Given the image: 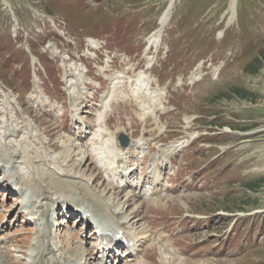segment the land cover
<instances>
[{
    "label": "rangeland",
    "instance_id": "1",
    "mask_svg": "<svg viewBox=\"0 0 264 264\" xmlns=\"http://www.w3.org/2000/svg\"><path fill=\"white\" fill-rule=\"evenodd\" d=\"M167 1L169 0H101L100 2H94L90 6H83V10H86L85 12L72 13V9L59 0H0V70L3 69L5 57L9 53L16 54L17 51L25 50V43L29 42L25 37L29 39L34 36L32 27H34V24H38V21H41V14L47 10L54 13L59 19L66 15V20L83 23L91 22V24L99 25L102 29L96 35L104 39L106 43L109 42L112 46L117 47L123 42L124 35L121 34L122 32L128 34L131 31H136L142 34L150 29L152 24H156ZM257 1L246 0L245 3L248 7H242L237 12V4L231 5V0H202L199 4L198 15L193 18L200 23L193 29L194 34H191L193 39L185 36L187 33L186 29L180 30L176 37H170L171 44L180 46L179 48L186 51L189 56H205V59L213 62L212 65L224 64V67L222 66L218 74H213L214 68L212 66L208 77H205L202 82L195 85L197 87L194 93L191 94L186 91L182 94L177 103L179 109L183 111L171 116L168 121L174 126H178L179 121L187 116L185 113L189 114V117L203 114V117L207 116V118L217 114L219 122L229 123L235 129L232 130V135L221 134L216 139L215 144L212 143L209 147V151L213 154L220 150L216 146L217 143L231 147V151L226 152L224 156H221V151L218 152L222 160L217 163L216 170L223 172V175L221 174L222 176L218 177L210 188L189 192L188 202L177 199L173 206L170 204L165 207L167 212L170 213H182L193 210L195 213L204 215L210 214L211 211L216 212L213 213V215H216L215 219L207 221L202 227L195 228L196 232L193 235L197 244L208 241L217 232L221 231L218 235V240L221 241L223 247L230 246L228 240L233 233L229 236L224 233L227 227V218L226 215H222L223 210L232 211L228 213L233 214L239 212L245 214L246 217L239 221V226L245 225L242 235L246 236V240H249L251 245L253 241L256 242L261 236L264 242V183H261L255 189H249L246 186V183L254 178L264 176V45H261V43H249L251 40L257 41L264 35V3L261 1L257 3ZM176 4L182 6L178 7L176 11L174 10L176 15L175 13L173 14L170 26L178 25L180 21L179 15L182 14L184 9V0H178ZM185 11L189 13L190 8L185 9ZM105 12H107L106 20L99 18ZM224 28H227L225 34L228 39L226 42L223 40L220 42L219 40L221 39L219 37ZM87 29L89 28L87 27L85 30ZM87 34L90 33L82 31L81 36L77 40L82 41L84 35ZM14 35H17V37L12 38ZM69 37L73 39L75 34H70ZM204 39H207V42H204ZM203 44L205 45L203 46ZM194 60L190 57L187 63L189 65L194 64ZM0 73H5V70H1ZM10 73L11 71H9ZM235 86H242L257 93V98L251 101L238 97L232 91ZM214 119L216 118L212 117L211 120ZM205 120L198 119L195 122L196 127L200 129L205 128L203 126L207 127V125H203ZM73 126L74 124H72ZM227 128L225 126L221 129ZM212 129H215L214 125ZM44 130L49 132L51 136L50 143L55 142L60 147V143L55 140L56 133L46 127ZM79 130L81 133L88 132L86 128H79ZM61 135L65 137L64 134ZM208 136L211 135L208 134ZM0 139H4L2 133H0ZM220 146L222 147L223 145ZM64 152L66 154L69 151ZM68 158H70V155H67ZM76 159L69 161L74 170L67 169V171L77 174L78 170L83 172L88 170L90 173L87 171V175L98 176L94 163L89 160L90 157L86 161L88 162L87 165L86 163L80 165ZM47 174H50V178L52 177V173L47 172ZM61 176L65 178L63 173ZM206 176L209 175L207 174ZM82 177L84 178V175ZM88 180H90V177ZM54 181L53 184L40 185L36 190L37 193L45 192L50 197L53 194L54 197L60 196V199L63 200L64 197H61V195H65L67 199L65 201L79 202V199L71 197L65 190L70 189L69 184L71 182L54 183ZM105 186L98 190V194L105 192ZM43 189H46V191L43 192ZM58 189H63L61 192L63 194ZM11 195L12 193L7 191L5 194H0V201L3 200L1 206L5 209L3 212L9 215L10 219H16L19 227L17 230L21 229L24 231L25 228L29 229L30 225H27L25 219L21 218L22 215L19 214L21 208L16 203V199L10 198L12 197ZM130 195L132 194L128 193V197ZM83 197L84 195L80 193L79 198ZM133 198L134 195L132 196ZM108 199L110 200V197ZM116 200H119L118 197L113 198L111 201L115 203ZM89 201L87 200L88 203ZM122 204H124L127 218L131 217L126 212L125 205L127 202L125 203L124 200L120 206ZM151 204L150 201L147 203L148 206ZM47 205L49 204L45 203L42 208H46ZM78 205L80 206L81 204ZM69 208L71 209L72 207L69 206ZM111 210L113 211L114 208ZM11 220L13 223L14 219ZM217 223H220V225L218 226ZM75 224L79 225V222ZM82 230L83 228L80 230L76 229L75 232H78L79 235H88L90 233V231L83 232ZM234 230L236 233L240 231L237 227L233 229V232ZM75 241V239L71 238L68 242L74 245ZM240 241V238L232 241L235 246H230V249L226 250L225 254L232 256ZM23 242L25 248V243L27 244L25 237H23ZM209 250L210 248L205 246L200 250V253L205 254ZM259 252L264 258V246L259 248ZM259 252L251 250L244 257L260 260L264 264V259L258 256ZM86 255L87 253L82 257V260L87 258ZM153 262V260L150 261V263Z\"/></svg>",
    "mask_w": 264,
    "mask_h": 264
},
{
    "label": "bare ground",
    "instance_id": "2",
    "mask_svg": "<svg viewBox=\"0 0 264 264\" xmlns=\"http://www.w3.org/2000/svg\"><path fill=\"white\" fill-rule=\"evenodd\" d=\"M81 130V129H80ZM45 133H47L49 136V132H47L46 130H44ZM51 137V136H50ZM50 145L52 147H55V148H58V144H56L55 142L53 143H50ZM173 153H171L170 155H172ZM67 155H70V158L67 159V161H72L76 158H74V156L68 152L66 153V158H67ZM164 155L163 152H161V154H159L158 157ZM89 158V155L87 156H83L79 159H76L78 160V163L81 165L85 164L86 165L88 164L87 159ZM91 160V158H90ZM92 163V162H91ZM13 162L9 165H12ZM79 165V166H80ZM5 167V163L4 162H1L0 161V168H4ZM64 174V177L65 178H62L60 176H57L56 177V180H55V183L56 182H77L79 183V187L82 186V184H84V181H83V177L82 175H77L76 173L74 172H69L67 171L66 173H63ZM71 177V178H70ZM12 183L16 186V188L21 191L23 186L21 185V182H20V178H19V175L17 177H15L12 181ZM107 186H108V189H112L113 186L110 184V183H107ZM106 186V187H107ZM61 187V185H60ZM86 184H84L79 190H78V193L84 195V197H86L89 201V204H90V207H87V210L90 211L92 213V208H97V209H100L103 205L104 207L107 205H109L112 208H114V210L112 212L113 216L114 214L118 213L119 210L122 211L123 215L118 217V218H115V222L113 224H109L107 227L103 228V230L105 231H109L110 233L114 234L116 231H119L120 228H123V229H129V225L130 224H135V218L134 217H129L127 218V216L125 215V210H124V204H122V206H120V203L118 204V200H116V202L114 203V201L110 203V200L108 199L107 200V203L104 204L103 202H101V199L99 197H96V198H93V197H90V195H87V192L86 191ZM88 188V187H87ZM43 192L46 191V189H43L42 190ZM109 191V190H107ZM106 191V192H107ZM105 192L103 191V193H100L101 195H103ZM114 194H116L113 198H117L119 195V192L117 191H114L113 192ZM63 194V193H61ZM40 199L38 200V207L42 208L43 205L46 203V204H51V205H54L56 202H60L62 205H65L69 208L70 207H78L79 205L78 204H75L73 203L72 200H70L71 202H67L65 200H67L65 198V195H61V197H64V200L63 199H60V196H57V197H50L48 194H46L45 192L44 193H40L38 194ZM128 196V194H126ZM132 196L133 195H130L126 200H125V203L128 202L129 200L132 199ZM110 197V196H107V198ZM119 199V198H118ZM87 201V200H86ZM50 202V203H48ZM115 206V207H113ZM51 209V208H50ZM87 210L84 211V216L86 217H90L88 216V213ZM49 212V208H42V213L43 215H46L48 214ZM29 213V217H34L35 216V213L34 212H28ZM91 213H89V215H91ZM115 217V216H114ZM36 218L38 219V216H36ZM51 220V217H48V222ZM50 235H47V238H49ZM69 237L65 238L64 240V243L66 244V239H68ZM50 240H51V237H50ZM50 244L52 245V249L49 247H47L45 245V239H43V248H40L38 250V252L34 255V258L29 260L26 264H78L79 262L82 261V257L83 255H85L86 252H83V253H79V255L76 254V256L74 255L73 257H67L65 256V252L64 250H62V252H58L59 248H60V245L58 243H55L53 244L52 242H50ZM40 246V245H38ZM106 245L104 246L103 248V253H106L107 252V249L105 248ZM6 251H8V247L5 246V245H0V253H5ZM46 255H52L51 257L48 256L49 258L46 257ZM102 256V255H101ZM100 256V257H101ZM99 257V258H100ZM51 258H54V259H51ZM85 260H87V258H85ZM7 259L4 260V263H6ZM3 262H0V264H4ZM96 264H105V261L104 260H99Z\"/></svg>",
    "mask_w": 264,
    "mask_h": 264
},
{
    "label": "trees",
    "instance_id": "3",
    "mask_svg": "<svg viewBox=\"0 0 264 264\" xmlns=\"http://www.w3.org/2000/svg\"><path fill=\"white\" fill-rule=\"evenodd\" d=\"M232 91L240 98L242 99H249L251 101L255 100L257 98V93L252 92L250 90H247L243 87H233ZM261 183H264V178H259L257 180H253L251 182H247L246 186L250 189L257 188Z\"/></svg>",
    "mask_w": 264,
    "mask_h": 264
}]
</instances>
